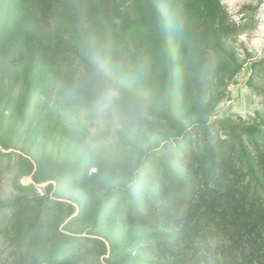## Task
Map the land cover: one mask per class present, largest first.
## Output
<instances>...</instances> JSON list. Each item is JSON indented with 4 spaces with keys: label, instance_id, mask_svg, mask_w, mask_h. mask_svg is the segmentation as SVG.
Wrapping results in <instances>:
<instances>
[{
    "label": "rangeland",
    "instance_id": "1",
    "mask_svg": "<svg viewBox=\"0 0 264 264\" xmlns=\"http://www.w3.org/2000/svg\"><path fill=\"white\" fill-rule=\"evenodd\" d=\"M87 2L77 23L0 0V264H264V227L198 173L216 139L238 183L264 150V0Z\"/></svg>",
    "mask_w": 264,
    "mask_h": 264
},
{
    "label": "trees",
    "instance_id": "2",
    "mask_svg": "<svg viewBox=\"0 0 264 264\" xmlns=\"http://www.w3.org/2000/svg\"><path fill=\"white\" fill-rule=\"evenodd\" d=\"M35 2L39 13L50 17H61L64 20L79 23V20L83 21L85 17L93 16L87 0H35ZM87 8L88 11L90 9V15L86 12ZM62 38L63 35L56 34L55 43L52 44L55 59L53 72L55 73V81L59 82L60 85L75 74V56L63 51L60 41ZM224 143L216 139L212 145H206L204 148L202 161L198 164V173L201 175L200 179L204 184V191L212 192V197L217 196L221 202H225V199L229 200V205H226L222 210L231 209L236 215H241L240 220L233 219L232 222L238 226L246 227L250 234L256 235L261 230L260 228L264 227V150L257 149L256 156L244 157L245 166L249 167L250 178L245 183H238L241 174L233 165L231 149ZM153 164L154 161L148 162L145 169ZM252 166H256L258 170L253 171ZM244 175L245 173H243ZM171 180L167 179L166 176L161 178L160 190L162 194L171 190L173 184L181 188L180 196L186 195L188 191L192 192L195 187L194 181L190 178L178 177L176 179L171 178ZM209 182L216 187L226 183V187L224 191L218 193L214 187L212 189L207 188ZM207 206L211 207L210 203H207ZM224 214L226 213H221L222 216ZM170 264H176V260L170 261Z\"/></svg>",
    "mask_w": 264,
    "mask_h": 264
}]
</instances>
